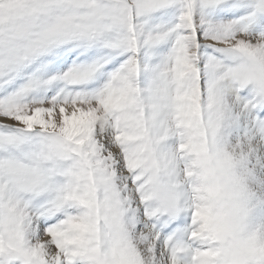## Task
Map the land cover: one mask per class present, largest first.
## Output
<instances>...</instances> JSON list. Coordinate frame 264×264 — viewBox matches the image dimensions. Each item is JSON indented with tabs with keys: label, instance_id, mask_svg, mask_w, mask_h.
Returning <instances> with one entry per match:
<instances>
[{
	"label": "snow or ice",
	"instance_id": "6c2138e0",
	"mask_svg": "<svg viewBox=\"0 0 264 264\" xmlns=\"http://www.w3.org/2000/svg\"><path fill=\"white\" fill-rule=\"evenodd\" d=\"M0 264H264V0H0Z\"/></svg>",
	"mask_w": 264,
	"mask_h": 264
}]
</instances>
